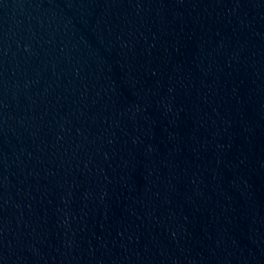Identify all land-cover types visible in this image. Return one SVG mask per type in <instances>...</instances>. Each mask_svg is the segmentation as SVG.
<instances>
[{
  "label": "water",
  "instance_id": "obj_1",
  "mask_svg": "<svg viewBox=\"0 0 264 264\" xmlns=\"http://www.w3.org/2000/svg\"><path fill=\"white\" fill-rule=\"evenodd\" d=\"M56 0H0V245L33 136Z\"/></svg>",
  "mask_w": 264,
  "mask_h": 264
}]
</instances>
